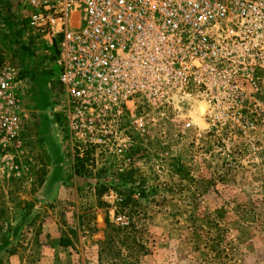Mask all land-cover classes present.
<instances>
[{
    "label": "rangeland",
    "instance_id": "374dc122",
    "mask_svg": "<svg viewBox=\"0 0 264 264\" xmlns=\"http://www.w3.org/2000/svg\"><path fill=\"white\" fill-rule=\"evenodd\" d=\"M5 4L0 64L25 76L18 161L28 169L0 174V264H264V92L201 130L149 115L134 162L90 163L69 145L55 46Z\"/></svg>",
    "mask_w": 264,
    "mask_h": 264
},
{
    "label": "built area",
    "instance_id": "2783aa9c",
    "mask_svg": "<svg viewBox=\"0 0 264 264\" xmlns=\"http://www.w3.org/2000/svg\"><path fill=\"white\" fill-rule=\"evenodd\" d=\"M5 1L36 41L57 48L60 114L72 151L90 163L112 160L122 171L134 162V135L147 134L149 115L196 131L214 116L241 115L264 92V0ZM22 80L0 64L7 177L28 169L18 161Z\"/></svg>",
    "mask_w": 264,
    "mask_h": 264
},
{
    "label": "crops",
    "instance_id": "0c3cea01",
    "mask_svg": "<svg viewBox=\"0 0 264 264\" xmlns=\"http://www.w3.org/2000/svg\"><path fill=\"white\" fill-rule=\"evenodd\" d=\"M33 40H35V39L33 38ZM32 44H33L34 46H35V45H37V44H35V41H33V42H32ZM39 46H40V45H39ZM36 48H38V49H39V47H38V46H36ZM35 65H36L37 67H40V66H42V65H41V64H39V62H37V61L35 62ZM46 65H47V64H45V63H44V66H46ZM39 71H41V70H39ZM20 76H21V80H22V78H23V79L25 78V76H24V74H23L22 72H21V75H20ZM23 76H24V77H23Z\"/></svg>",
    "mask_w": 264,
    "mask_h": 264
},
{
    "label": "trees",
    "instance_id": "16d2710c",
    "mask_svg": "<svg viewBox=\"0 0 264 264\" xmlns=\"http://www.w3.org/2000/svg\"><path fill=\"white\" fill-rule=\"evenodd\" d=\"M5 3H6L5 5H6V6H8V4H7V2H6V1H5ZM55 50L57 51V48H56V47H55ZM56 54H57V53H56ZM20 78H21V76H20Z\"/></svg>",
    "mask_w": 264,
    "mask_h": 264
},
{
    "label": "bare ground",
    "instance_id": "6f19581e",
    "mask_svg": "<svg viewBox=\"0 0 264 264\" xmlns=\"http://www.w3.org/2000/svg\"><path fill=\"white\" fill-rule=\"evenodd\" d=\"M200 109H201V107H200ZM202 110V109H201Z\"/></svg>",
    "mask_w": 264,
    "mask_h": 264
}]
</instances>
